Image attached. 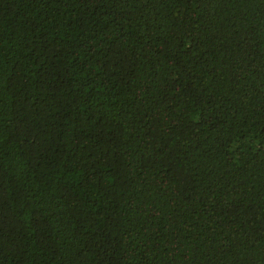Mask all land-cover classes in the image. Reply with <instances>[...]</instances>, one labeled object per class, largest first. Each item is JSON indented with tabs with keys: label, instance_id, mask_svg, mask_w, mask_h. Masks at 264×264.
<instances>
[{
	"label": "trees",
	"instance_id": "16d2710c",
	"mask_svg": "<svg viewBox=\"0 0 264 264\" xmlns=\"http://www.w3.org/2000/svg\"><path fill=\"white\" fill-rule=\"evenodd\" d=\"M0 264H264V0H0Z\"/></svg>",
	"mask_w": 264,
	"mask_h": 264
}]
</instances>
